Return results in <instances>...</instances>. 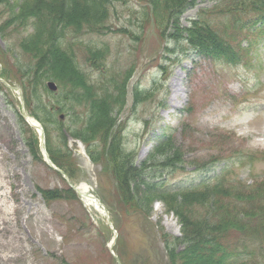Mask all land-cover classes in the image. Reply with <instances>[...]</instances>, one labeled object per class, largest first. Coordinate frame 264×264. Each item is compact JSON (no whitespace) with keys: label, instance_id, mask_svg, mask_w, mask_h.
Segmentation results:
<instances>
[{"label":"rangeland","instance_id":"374dc122","mask_svg":"<svg viewBox=\"0 0 264 264\" xmlns=\"http://www.w3.org/2000/svg\"><path fill=\"white\" fill-rule=\"evenodd\" d=\"M117 3L120 17L138 7L134 1L128 5ZM213 4V0H200L183 14L182 24L188 26L201 8ZM4 9L0 7V24L6 17ZM140 20L136 19L139 25L142 24ZM114 23L122 25L121 19H116ZM137 28H133V32L144 38L140 50V41L132 39L130 34L92 32L83 34L80 40L86 44L106 43L110 46L108 75L112 77L116 74V81L120 73L135 61L136 65H140L146 56L149 61L145 64L138 87L148 88L153 79L160 76L158 57L161 56V60L165 57V41L153 34L150 27L146 33ZM25 30L13 37H2L0 33V264H117L107 249V235H110L111 241L117 233L121 242L115 249L121 255L123 264H155L153 253L147 249L150 248L149 221L159 223L171 242L184 234L183 224L167 205L154 197L145 201V208L141 203L133 205V202L127 211L124 206L118 208L110 172L107 174L106 159L101 157L98 163H93L82 148L72 144L74 138L71 131L79 130L85 122V118H77L74 112L84 116L86 105H76L72 110V104L63 101L64 111H58V114L62 101L57 102V97L40 88L44 103H50L49 106L53 107L50 111L60 121V125L50 122L48 127L50 148L56 149L64 174L49 167L39 155L37 146L32 147L28 143L18 119V109L23 103L8 85L9 82L16 85V78L20 77L28 81L27 72L34 71L39 61L42 63L20 46V37L32 32L30 26ZM167 32L168 36L170 30ZM174 33L179 35L176 28ZM182 44L169 41L168 46L180 48ZM248 46L247 41L241 42L240 64L213 62L193 54L175 64L169 63L170 75L163 83L165 92L159 95L157 101L152 99L142 103L135 115L133 112L122 114L123 119L129 120L126 146L136 151L137 166L144 164L145 167L140 169L145 170L146 181L161 178L172 189H186L209 181L222 171H232L245 180L264 174V162L251 159V154L260 158L258 152L264 150V40L252 47L250 52L245 51ZM78 55L86 71L92 72L94 78H100L101 73L85 63L86 50H78ZM1 66H4L3 70ZM5 77L9 79L5 80ZM107 83L105 85L109 90L114 88L115 82ZM128 84L131 86L132 80ZM108 89L105 88L106 91ZM58 92H63V88ZM117 97L118 94H115ZM59 99L63 98L59 96ZM120 104L116 101L109 103V121ZM192 105L196 111L188 114ZM147 121L148 132L144 134L142 130L146 128ZM170 128L175 129L176 147L184 161L178 163L177 168L168 170L153 164V161L159 163V156L145 160ZM97 133L96 138L99 139L94 144H99V148L93 147V150L101 156L105 131L101 129L99 135ZM173 157L179 160L177 154ZM136 181L138 183L139 179ZM70 183L78 188L86 186L93 194L102 197L108 217L99 226L100 230L95 228L81 200L74 197ZM135 190L140 197L145 192L143 185ZM109 220H114L113 228L108 224ZM106 226L112 233L106 231ZM101 230H104L103 234ZM172 246L179 256L183 255L186 248L183 243ZM185 260H179V264H185Z\"/></svg>","mask_w":264,"mask_h":264},{"label":"trees","instance_id":"16d2710c","mask_svg":"<svg viewBox=\"0 0 264 264\" xmlns=\"http://www.w3.org/2000/svg\"><path fill=\"white\" fill-rule=\"evenodd\" d=\"M142 1L153 6L154 18L159 26L168 29L172 25L182 32L179 17L187 5L197 0ZM1 4H9V0H0ZM112 4V0H22L18 10L16 5L11 7L12 15L8 23L16 26V29L29 24L34 27L32 33L22 37L20 44L25 52L32 54L33 58H39L42 63L39 61L34 71L27 72L29 77L24 75L28 79L25 83V99L31 114L44 123L49 140L48 123L60 125V121L50 111L53 109L50 103H44L40 88L48 95L57 97V102L62 101L59 104L60 111H64L63 101H69L72 110L76 105H86L88 113L85 122L79 126V130L71 132L91 142L96 139V133L99 135V130L104 129L103 140L107 143L115 122L113 119L109 121L111 114L108 105L115 101L119 104L122 86L116 87V93H119L117 99L114 94L99 93L81 69L75 51L63 47L60 39L67 35L68 29L75 35L86 29L98 32L111 29L107 20ZM145 9L146 16H149L150 7ZM205 12L204 20V17L194 20L193 26L186 29L191 45L206 55L236 62V48L228 38L227 29L232 26L236 33L242 34L250 22L249 17L254 18L251 24L263 21L264 0H221L216 7ZM210 14L213 15V21ZM218 15H222V20L217 23ZM223 16L229 17L231 22L225 24ZM236 33L233 34L237 39ZM99 54L96 52L94 55ZM51 78L61 85L63 92L53 94L48 90L46 80ZM59 96L63 99H59ZM74 114L77 118L82 117L80 113ZM20 121L27 132L28 143L32 147L37 146L35 130L22 116ZM121 144L122 138L117 137L111 142L109 150L119 184L118 195L124 206L129 208L133 202V205L141 203L145 208L147 199H162L183 224L184 234L176 238L177 242L165 237L171 264H179L183 258L186 259L185 264H264V182L258 183L256 187L228 186L220 180L213 186L205 184L193 191L170 192L164 188L162 181L148 182L142 179L131 157L122 152ZM173 147V144L167 143L160 152L171 153ZM55 150L49 146L53 161L61 166ZM177 153L180 154L176 150L174 155ZM95 155L102 157L104 153L100 156L96 152ZM170 158H166L163 163L173 161ZM136 179H139L138 183ZM141 185L145 189L142 197L135 190L140 189ZM71 191L75 197V192ZM180 243L186 246L182 256L172 246H179Z\"/></svg>","mask_w":264,"mask_h":264},{"label":"water","instance_id":"95a60500","mask_svg":"<svg viewBox=\"0 0 264 264\" xmlns=\"http://www.w3.org/2000/svg\"><path fill=\"white\" fill-rule=\"evenodd\" d=\"M50 87L52 88V89H55V84L54 83H50Z\"/></svg>","mask_w":264,"mask_h":264}]
</instances>
